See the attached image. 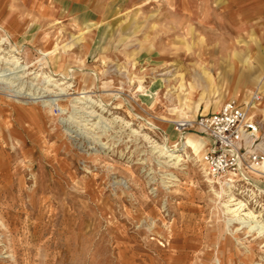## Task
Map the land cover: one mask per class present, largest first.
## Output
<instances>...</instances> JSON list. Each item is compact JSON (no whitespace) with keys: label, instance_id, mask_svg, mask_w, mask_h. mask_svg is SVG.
<instances>
[{"label":"rangeland","instance_id":"374dc122","mask_svg":"<svg viewBox=\"0 0 264 264\" xmlns=\"http://www.w3.org/2000/svg\"><path fill=\"white\" fill-rule=\"evenodd\" d=\"M236 1L0 0V70L22 65L26 91L0 85V264H264V235L210 184L207 139L175 164L156 148L200 139L178 123L235 84L262 95L264 131V26ZM232 191L264 223V193Z\"/></svg>","mask_w":264,"mask_h":264},{"label":"built area","instance_id":"2783aa9c","mask_svg":"<svg viewBox=\"0 0 264 264\" xmlns=\"http://www.w3.org/2000/svg\"><path fill=\"white\" fill-rule=\"evenodd\" d=\"M261 99L255 92L243 103L227 100L216 111L178 123L179 129L196 130L207 139L202 163L210 175L230 182L233 189L246 186L254 199L264 193L254 177L264 166V131L253 114Z\"/></svg>","mask_w":264,"mask_h":264},{"label":"bare ground","instance_id":"6f19581e","mask_svg":"<svg viewBox=\"0 0 264 264\" xmlns=\"http://www.w3.org/2000/svg\"><path fill=\"white\" fill-rule=\"evenodd\" d=\"M3 41L4 40H2V42ZM1 48L2 47H0V50H1ZM15 50L16 49L12 48V49H10L8 51V53L10 54V56L8 58L16 57L15 54H13V52ZM47 54L48 53H45L44 55H47ZM4 59H6V57H4ZM10 61H12V60H10ZM18 63H19L18 61L14 62V64H18ZM21 66L22 65H17L15 67H8V68H6L4 70H0V72H3V74H0V85L1 86L5 85V90H8L11 93V96L20 97L22 93L26 92L25 88L20 86L23 74L19 75V72L21 70H18V69ZM9 75H11V76L14 75V76L10 77ZM41 93H42L41 91L36 90V91H30L27 95L33 101H39L43 97V96H41ZM231 96H232V94H231ZM81 99H83V98H81ZM44 102L47 103L46 101H44ZM49 102H51V100ZM257 103H259V102H257ZM260 103L262 104V102H260ZM91 112L94 113V114H97L96 110H92ZM87 121H93V120H87ZM98 121H100V120H98ZM98 123L99 122H95L93 124H98ZM85 125L87 126V124H85ZM101 126H103V125H100V127ZM103 130H104V128H103ZM203 139H204L203 136L200 139H198L195 136L190 135V136L187 137V140L183 144L182 148L171 149V148H167V147H162L160 145L156 146V148L160 149L158 152H161L162 157L170 158V161L176 160L174 162V164H175V163H177V161L181 160V157H182L181 152H183V151L186 152L188 148H192L194 150L196 156L200 157V153H201V151L204 148ZM206 172H207L208 176L211 177L214 180V181L211 180L210 184L214 185L216 182H220V181L222 183L221 186H220L221 191L215 190V192H216V195L218 197H221V198L224 199L223 200V206L226 208V212L228 214L232 215L230 222L233 223L235 221H241V220L243 222H246V223L250 222L248 224V227H250L251 230H253V231L256 230V231H258V233L260 235H264V223L260 220V217H262V214H259V215L255 214L253 211L250 210L247 202H244L243 200H240L239 198H237L234 195L233 191H232V184H230V182L223 181V180H220V179H214L210 175V173H209V171L207 169H206ZM223 196H228V198L225 199V197H223ZM247 209H248V211H247ZM243 211H246V213L245 212L242 213ZM242 216H244V218ZM246 218H248V219H246Z\"/></svg>","mask_w":264,"mask_h":264},{"label":"crops","instance_id":"0c3cea01","mask_svg":"<svg viewBox=\"0 0 264 264\" xmlns=\"http://www.w3.org/2000/svg\"><path fill=\"white\" fill-rule=\"evenodd\" d=\"M236 4L237 10L241 11L242 14H247V17L261 21L260 23H262V25L264 26V0H239L236 1ZM263 82L264 75L259 76L255 88L264 94V86L262 84ZM253 93H255V91L252 88H245L243 86L235 84L228 89L226 98L229 97L228 100L236 99L241 103L243 101H247V98L251 97Z\"/></svg>","mask_w":264,"mask_h":264}]
</instances>
